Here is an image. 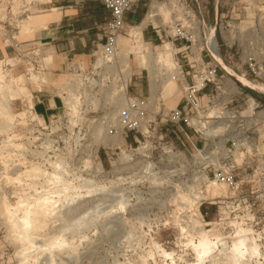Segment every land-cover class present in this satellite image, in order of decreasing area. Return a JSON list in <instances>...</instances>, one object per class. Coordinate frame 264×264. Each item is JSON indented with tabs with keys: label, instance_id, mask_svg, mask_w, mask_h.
Here are the masks:
<instances>
[{
	"label": "rangeland",
	"instance_id": "rangeland-1",
	"mask_svg": "<svg viewBox=\"0 0 264 264\" xmlns=\"http://www.w3.org/2000/svg\"><path fill=\"white\" fill-rule=\"evenodd\" d=\"M46 1L0 0L7 45L29 37ZM134 8L140 20L124 21L116 55L98 50L78 74L52 75L51 59L28 48L0 58V264H192L201 232L216 242L201 264H264V93L203 44L213 27L223 64L264 87V0H132ZM168 42L186 85L207 75L194 130L169 121L185 93L179 82L160 87ZM125 47L127 63L117 53ZM134 50L151 54L155 95ZM93 59L120 64L96 77L87 73ZM130 98L146 102L141 127L109 135ZM244 238L257 253L236 248Z\"/></svg>",
	"mask_w": 264,
	"mask_h": 264
},
{
	"label": "crops",
	"instance_id": "crops-1",
	"mask_svg": "<svg viewBox=\"0 0 264 264\" xmlns=\"http://www.w3.org/2000/svg\"><path fill=\"white\" fill-rule=\"evenodd\" d=\"M49 1L43 13L32 18V33L17 44L22 49L40 51L44 58L51 59L49 72L52 75H63L64 71L75 69L79 64L89 66L91 52L95 44L102 41L101 28L108 18L101 0ZM139 20L140 13L136 8L124 16L127 24ZM15 50L0 35V58Z\"/></svg>",
	"mask_w": 264,
	"mask_h": 264
},
{
	"label": "built area",
	"instance_id": "built-area-1",
	"mask_svg": "<svg viewBox=\"0 0 264 264\" xmlns=\"http://www.w3.org/2000/svg\"><path fill=\"white\" fill-rule=\"evenodd\" d=\"M49 2L50 1L47 0L46 3L43 4L46 5ZM101 3L104 9L108 12V18L105 20L101 28L102 41L95 44L91 55L93 56L96 51L102 50L104 51V53L114 56L113 53L115 54L117 50V38L119 37L123 29L124 16L125 13L130 9L132 0H101ZM216 16L217 12L215 17ZM176 31L178 34H176L175 36H179L184 40V42H189L186 35L182 34L179 29H177ZM12 47L16 50H19V45L16 42ZM204 50L206 54L213 59L212 55L207 50L205 45ZM200 52L198 53L199 58L197 59L203 58ZM119 64L120 59H93V63L90 65V69L87 71V73L95 75L97 77L100 74V70L104 71L103 74H107L111 72L112 69H116L117 67H119ZM246 64L253 75L258 77V73L255 69L254 58L249 57L246 61ZM110 66H112V68H109ZM72 70L77 74L78 71H81L80 67L78 66H76L75 69ZM207 81V75L203 74L199 78H196L194 84H185V87H183L185 93V101L184 103L175 106L169 111L168 117L170 122L178 125L181 128L182 126H186L194 130L196 122L192 121L193 118H191L190 114L192 113V110H196L198 107L196 93L205 87ZM146 109V102L144 100L138 98H130L128 100V105L125 108L121 109L118 113V120L115 123L110 121L108 125V134L111 136H115L118 133L121 135L123 131H136L139 127H141L145 119ZM223 181L229 187L233 189L236 188V185L233 184L232 176L225 175L223 177Z\"/></svg>",
	"mask_w": 264,
	"mask_h": 264
},
{
	"label": "bare ground",
	"instance_id": "bare-ground-1",
	"mask_svg": "<svg viewBox=\"0 0 264 264\" xmlns=\"http://www.w3.org/2000/svg\"><path fill=\"white\" fill-rule=\"evenodd\" d=\"M159 10V6H156L152 9V14L150 15V17L153 19L157 12ZM144 22V21H143ZM144 24V23H143ZM139 26V25H138ZM138 29V28H137ZM137 32V31H136ZM137 35V34H136ZM205 41H204V45L206 46L207 50L210 52V54L212 55L213 59L219 63L220 65H222V67L227 71L229 72L230 74L232 75H235V77L240 80V82H242V84L246 85L247 87H250V88H257L259 89L260 91H262L264 93V87H261V86H258V85H254L250 82H248L247 80L243 79L242 77L240 76H237L231 69L227 68L222 60H221V57L219 56V53H218V45L216 43V40H215V35H214V29L213 27L211 28H207L205 30ZM118 39V38H117ZM118 43V41H117ZM135 46V45H134ZM164 51L161 52V54H158L159 57H163L164 59L165 58H168L170 57L169 59H167V66L166 67H163L161 68L163 71L162 75H163V78H162V81L160 82V87L164 86L166 83L168 82H174L175 84L177 82H179L183 87H185V81H184V77L183 75L181 74V71L180 69L178 68V64L176 62V60L173 58V49H174V46L171 44V43H165L164 44ZM118 48V47H117ZM136 48V47H135ZM128 47H125V49L123 50V52H117L118 54H121L123 55V59H121L123 62L127 63V60H128ZM134 53L137 55V62L139 65L141 66H146L147 69H148V72H149V77H150V80H149V83H150V91H151V94L152 95H155L156 94V78L157 76L155 77L154 75L152 76L153 74V68L151 66V62L150 60L148 59V57L151 55L150 52H147L144 56H142L138 51H135L134 50ZM133 54V53H132ZM113 55L115 56L116 53ZM44 59H48L47 56L46 58ZM126 72V69L124 70ZM127 71H129V68L127 67ZM124 84L122 83L121 85V90H122V95L124 96ZM264 120V119H263ZM193 122H195V120L193 119L192 120ZM119 134V133H118ZM117 135V134H116ZM115 135V136H116ZM42 209V208H40ZM47 212V211H46ZM24 218V216H23ZM27 218V217H26ZM24 218V219H26ZM30 219V218H29ZM21 221V220H20ZM27 222V221H26ZM26 224V223H24ZM26 226V225H25ZM24 226V227H25ZM31 226V225H30ZM23 227V228H24ZM29 228V227H28ZM30 230V229H29ZM246 239L247 238H244V239H241L238 241V244L236 246L237 249H246V247H248L250 249V251L252 253H257L258 251V247L256 244H252V245H249L248 243H246ZM216 248V242L215 241H212L208 234H206L205 232H201L199 238H198V241L197 243H195L193 245V253L196 257V263H192V264H201V262H203V260L207 257H209L210 255H212L214 249ZM165 256H169L170 254H164ZM171 264H175L173 261L171 262Z\"/></svg>",
	"mask_w": 264,
	"mask_h": 264
}]
</instances>
